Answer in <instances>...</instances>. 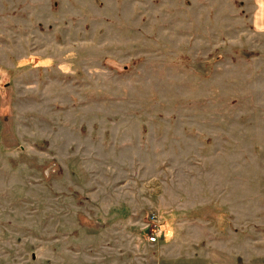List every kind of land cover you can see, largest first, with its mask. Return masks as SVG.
Instances as JSON below:
<instances>
[{
    "label": "rangeland",
    "instance_id": "rangeland-1",
    "mask_svg": "<svg viewBox=\"0 0 264 264\" xmlns=\"http://www.w3.org/2000/svg\"><path fill=\"white\" fill-rule=\"evenodd\" d=\"M0 264H264V0H0Z\"/></svg>",
    "mask_w": 264,
    "mask_h": 264
},
{
    "label": "built area",
    "instance_id": "built-area-1",
    "mask_svg": "<svg viewBox=\"0 0 264 264\" xmlns=\"http://www.w3.org/2000/svg\"><path fill=\"white\" fill-rule=\"evenodd\" d=\"M153 220H154V218H153ZM153 226H156V224H153ZM151 230H152L153 234L149 235L147 239H148V241L154 243L156 241V239H157L158 236L155 233L154 229H151Z\"/></svg>",
    "mask_w": 264,
    "mask_h": 264
}]
</instances>
